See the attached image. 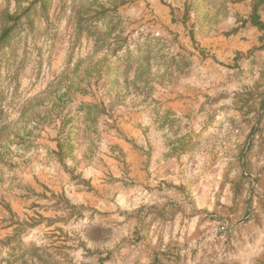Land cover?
Masks as SVG:
<instances>
[{"label": "rangeland", "instance_id": "obj_1", "mask_svg": "<svg viewBox=\"0 0 264 264\" xmlns=\"http://www.w3.org/2000/svg\"><path fill=\"white\" fill-rule=\"evenodd\" d=\"M264 0H0V264H264Z\"/></svg>", "mask_w": 264, "mask_h": 264}, {"label": "trees", "instance_id": "obj_2", "mask_svg": "<svg viewBox=\"0 0 264 264\" xmlns=\"http://www.w3.org/2000/svg\"><path fill=\"white\" fill-rule=\"evenodd\" d=\"M252 21H253L254 25H256V26H258L260 28H264V25L260 22L259 16L257 14H254L252 16ZM9 33H10V29H7V30L4 31V33L0 37V44L5 42L8 39Z\"/></svg>", "mask_w": 264, "mask_h": 264}]
</instances>
